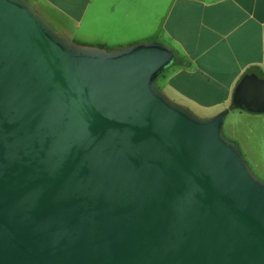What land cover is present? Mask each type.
Instances as JSON below:
<instances>
[{
	"label": "water",
	"instance_id": "1",
	"mask_svg": "<svg viewBox=\"0 0 264 264\" xmlns=\"http://www.w3.org/2000/svg\"><path fill=\"white\" fill-rule=\"evenodd\" d=\"M169 48L80 46L0 0V264H264V182L164 95ZM230 109L264 113L246 75Z\"/></svg>",
	"mask_w": 264,
	"mask_h": 264
},
{
	"label": "crops",
	"instance_id": "2",
	"mask_svg": "<svg viewBox=\"0 0 264 264\" xmlns=\"http://www.w3.org/2000/svg\"><path fill=\"white\" fill-rule=\"evenodd\" d=\"M35 2L63 16L74 33L82 26L99 30L102 47L159 43L169 48L172 70L163 81L167 95L201 117L226 112L222 125L229 139L262 160L264 176V113L230 109L243 77L264 78V0Z\"/></svg>",
	"mask_w": 264,
	"mask_h": 264
},
{
	"label": "rangeland",
	"instance_id": "3",
	"mask_svg": "<svg viewBox=\"0 0 264 264\" xmlns=\"http://www.w3.org/2000/svg\"><path fill=\"white\" fill-rule=\"evenodd\" d=\"M24 1L32 7V9L46 22V24L53 31H55L56 33L60 34L61 36L67 38L68 40L75 43L76 45L95 47V48L106 50V51L115 50V49H111L108 47H102L101 46V41H100V37H99V30L91 32L90 29L86 28L85 26H82V28L79 29L77 33H74L70 28H68V23L66 20H64L63 16H61L55 12L49 11L48 9L45 8V6H42L40 3H36L35 0H24ZM97 29H99V28H97ZM171 64H169L164 69L162 74L156 79L157 88L164 95H166L168 98H170V97H169V95H167V92L164 89L163 81L169 75L170 71L172 70ZM189 111H191V110H189ZM191 112L200 118H205V117H201L199 114H197L193 111H191ZM229 115H231V114H229ZM240 130H242V129H240ZM255 131H257V133L259 134L260 133L259 127H257L255 129ZM222 132H223L224 136L229 141H231V139H229L230 137L228 135L226 127H224L223 125H222ZM231 142L234 143L233 141H231ZM234 144L240 150L246 164L248 165V167L250 168L252 173L259 180L264 182V176L262 174V160H260V159L256 160L252 155L250 156L248 153H245V150H244L245 145L244 144H241V143H234ZM253 158L255 160H253Z\"/></svg>",
	"mask_w": 264,
	"mask_h": 264
}]
</instances>
